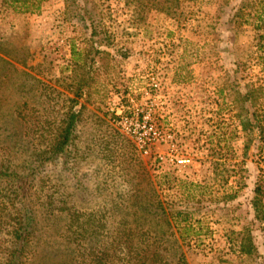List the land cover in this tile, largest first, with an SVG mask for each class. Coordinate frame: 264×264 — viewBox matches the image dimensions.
<instances>
[{
  "label": "rangeland",
  "instance_id": "rangeland-1",
  "mask_svg": "<svg viewBox=\"0 0 264 264\" xmlns=\"http://www.w3.org/2000/svg\"><path fill=\"white\" fill-rule=\"evenodd\" d=\"M0 55L77 98L41 112L78 113L95 193L79 205L108 198L100 181L123 189L139 157L171 215L156 238L172 230L188 264H264V0H0ZM115 141L131 169L107 164ZM63 167L44 173L71 187Z\"/></svg>",
  "mask_w": 264,
  "mask_h": 264
},
{
  "label": "trees",
  "instance_id": "trees-1",
  "mask_svg": "<svg viewBox=\"0 0 264 264\" xmlns=\"http://www.w3.org/2000/svg\"><path fill=\"white\" fill-rule=\"evenodd\" d=\"M47 90L0 55V264H188L172 230L163 238L153 234L152 222L170 224L171 215L139 157L130 161L140 169L124 170L123 189L100 181L111 190L108 198L90 209L79 205L95 193L77 170L78 113L69 105L60 119L45 120L41 112L47 98L63 105L77 98ZM124 144L100 147L114 170L130 168ZM59 160L71 187L44 173Z\"/></svg>",
  "mask_w": 264,
  "mask_h": 264
}]
</instances>
